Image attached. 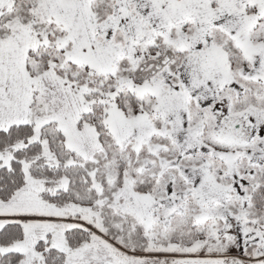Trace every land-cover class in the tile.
<instances>
[{"label":"snow or ice","instance_id":"snow-or-ice-1","mask_svg":"<svg viewBox=\"0 0 264 264\" xmlns=\"http://www.w3.org/2000/svg\"><path fill=\"white\" fill-rule=\"evenodd\" d=\"M0 264H264V0H0Z\"/></svg>","mask_w":264,"mask_h":264}]
</instances>
